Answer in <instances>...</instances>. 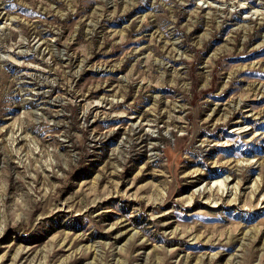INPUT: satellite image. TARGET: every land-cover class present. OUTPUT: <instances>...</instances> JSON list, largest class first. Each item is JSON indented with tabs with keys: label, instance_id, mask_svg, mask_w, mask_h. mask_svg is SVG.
<instances>
[{
	"label": "rangeland",
	"instance_id": "rangeland-1",
	"mask_svg": "<svg viewBox=\"0 0 264 264\" xmlns=\"http://www.w3.org/2000/svg\"><path fill=\"white\" fill-rule=\"evenodd\" d=\"M0 264H264V0H0Z\"/></svg>",
	"mask_w": 264,
	"mask_h": 264
}]
</instances>
